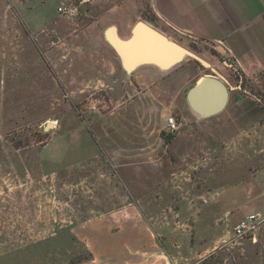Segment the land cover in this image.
<instances>
[{"label": "rangeland", "instance_id": "obj_1", "mask_svg": "<svg viewBox=\"0 0 264 264\" xmlns=\"http://www.w3.org/2000/svg\"><path fill=\"white\" fill-rule=\"evenodd\" d=\"M24 1L0 0V264H264V223L252 241L236 239L230 222L264 218L258 144L225 142L216 155L160 138L173 117L176 135L197 143L203 128L190 124L186 93L215 69L232 103L231 58L182 43L209 67L185 57L157 70L160 95L143 96L150 80L127 74L103 33L69 26L81 8L59 16L62 34L30 31ZM242 76L239 87L264 105V71Z\"/></svg>", "mask_w": 264, "mask_h": 264}, {"label": "crops", "instance_id": "obj_2", "mask_svg": "<svg viewBox=\"0 0 264 264\" xmlns=\"http://www.w3.org/2000/svg\"><path fill=\"white\" fill-rule=\"evenodd\" d=\"M63 1L70 0L22 2L21 11L27 28L30 31H41L53 26L60 34L67 31L65 25L67 23L56 12ZM77 2L78 8L82 10L81 17L72 20L69 26L72 24L86 26L87 30L95 33L94 37L101 41L102 33L110 26H114L118 33H123L121 37H127L135 23L151 21L167 38L181 44L187 41H200L220 48L231 58L234 66L237 80L234 101L230 103V96L225 109L210 118L200 119L195 115H189L190 124L194 126L198 124L203 128L201 131L198 130L197 143L195 137L190 135L182 137L178 134L167 143V146L170 145L177 150L178 143L181 142L189 153L195 149L201 151L210 149L218 155L217 149L222 148L225 142L235 145V148L242 143H256L257 153L263 156L264 105L250 93L242 90L239 85L242 83L243 74L252 75L264 71V0H77ZM137 70H139L137 81L146 83L148 79L150 80V87L145 88L141 94L160 95L161 85L152 81L153 78L158 80L159 69L153 65H142L135 69V72ZM164 80L167 82L166 78ZM182 109L181 113H185V109ZM119 139L116 140L120 150L118 153L124 147L120 146L124 145V142ZM140 140L145 141L143 137H140ZM117 158L122 160V154H118ZM196 195L199 199L203 194ZM200 203L206 204L204 201ZM200 212L199 222H207L208 216L203 214L202 209ZM225 214L229 215V212L226 211ZM249 215L253 214L247 216ZM241 219L235 216L230 222L235 227ZM141 240L144 239L141 237Z\"/></svg>", "mask_w": 264, "mask_h": 264}, {"label": "water", "instance_id": "obj_3", "mask_svg": "<svg viewBox=\"0 0 264 264\" xmlns=\"http://www.w3.org/2000/svg\"><path fill=\"white\" fill-rule=\"evenodd\" d=\"M153 22L138 21L127 37H121L114 26L103 32V38L118 57L122 69L130 74L142 65H153L167 71L191 57L204 67L209 64L192 54L181 43L167 38L154 27ZM212 75L201 77L186 93L190 111L200 119L221 113L228 104L232 87L228 81L212 69ZM48 123L44 129L51 127Z\"/></svg>", "mask_w": 264, "mask_h": 264}, {"label": "built area", "instance_id": "obj_4", "mask_svg": "<svg viewBox=\"0 0 264 264\" xmlns=\"http://www.w3.org/2000/svg\"><path fill=\"white\" fill-rule=\"evenodd\" d=\"M77 0L63 1L59 4L56 12L59 16L66 18H74L79 14V8L76 4ZM180 129V124L173 118L169 117L166 121V132L169 135H176ZM264 223V218L258 215H249L244 220H241L233 229L236 239L247 238L255 239V232L258 227Z\"/></svg>", "mask_w": 264, "mask_h": 264}, {"label": "trees", "instance_id": "obj_5", "mask_svg": "<svg viewBox=\"0 0 264 264\" xmlns=\"http://www.w3.org/2000/svg\"><path fill=\"white\" fill-rule=\"evenodd\" d=\"M161 137L163 138V140L166 142V143H168V142H170L174 137H175V135H164V133H161Z\"/></svg>", "mask_w": 264, "mask_h": 264}, {"label": "flooded vegetation", "instance_id": "obj_6", "mask_svg": "<svg viewBox=\"0 0 264 264\" xmlns=\"http://www.w3.org/2000/svg\"><path fill=\"white\" fill-rule=\"evenodd\" d=\"M232 71H234V66H233V64H229V66H228ZM235 72V71H234Z\"/></svg>", "mask_w": 264, "mask_h": 264}]
</instances>
